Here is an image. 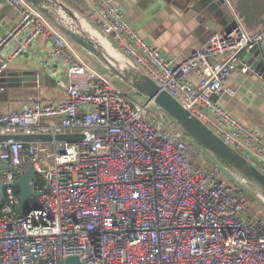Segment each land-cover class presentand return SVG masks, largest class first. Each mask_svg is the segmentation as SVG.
<instances>
[{
    "label": "built area",
    "instance_id": "1",
    "mask_svg": "<svg viewBox=\"0 0 264 264\" xmlns=\"http://www.w3.org/2000/svg\"><path fill=\"white\" fill-rule=\"evenodd\" d=\"M87 1L95 27L264 174V136L217 101L233 94L225 83L237 67L255 72L237 53L258 47L264 62V23L249 32L236 17L231 32L211 35L175 63L142 39L118 4ZM0 2L19 16L0 49L11 44L15 56L46 39L49 77L65 94L56 102L31 94L24 108L0 111V135L52 136L0 141V162L10 166L0 169V264H64L72 256L81 264H264V215L250 212L241 187L207 156L195 162L180 130L99 72L30 3ZM6 66L0 53V74ZM63 133L81 137L54 138ZM29 165L38 195L19 214L15 181Z\"/></svg>",
    "mask_w": 264,
    "mask_h": 264
},
{
    "label": "crops",
    "instance_id": "2",
    "mask_svg": "<svg viewBox=\"0 0 264 264\" xmlns=\"http://www.w3.org/2000/svg\"><path fill=\"white\" fill-rule=\"evenodd\" d=\"M112 1L124 11L128 23L146 43L157 47L164 58L175 63L184 60L211 35L219 34L215 32V25L223 23V19L218 16L219 7L213 0ZM242 1H245L250 14L256 13L253 0ZM231 2L236 5L241 0ZM261 2L258 14L263 11L261 18H264V0ZM77 3L84 9L85 15L88 1L77 0ZM18 21L17 13L0 2V38ZM250 25L254 26L252 30L244 25L249 32H255L262 26L258 21ZM11 41L15 43L13 39ZM11 49V44L0 49L7 60L6 69L0 74V111L24 108L29 105L26 96L31 94H38L42 102L64 99L65 94L55 87L48 74L49 42L46 39H36L19 55L12 56ZM239 61L249 65L255 72L243 73L237 67L225 83V87H230L233 94L222 92L217 101L246 127L264 136V62L261 52L254 48ZM190 77L196 81L193 76Z\"/></svg>",
    "mask_w": 264,
    "mask_h": 264
},
{
    "label": "water",
    "instance_id": "3",
    "mask_svg": "<svg viewBox=\"0 0 264 264\" xmlns=\"http://www.w3.org/2000/svg\"><path fill=\"white\" fill-rule=\"evenodd\" d=\"M42 13L67 39L72 41L101 73L111 77L114 84L123 88L138 102L147 103L154 109V114L167 119L180 130L195 146H197L225 175L251 198H254L264 209V174L253 164L241 156L237 151L225 143L196 115L185 108L176 98L162 89L158 83L130 57L125 55L117 45L85 15H82L64 3L62 0H26ZM219 7L218 13L223 23L215 25V32L227 34L234 29L236 17L252 30L250 23H264L261 18L263 11L261 0H253L256 13L250 14L246 10L245 1L234 5L231 0H213ZM257 19V21H256ZM249 20L251 22L249 23ZM254 49V48H252ZM249 51L236 54L239 58ZM81 135L57 134L54 138L68 140ZM49 134H5L0 135V141L7 140H50ZM0 169H10L7 163L0 162ZM36 176L31 165L27 166L22 175L15 181L19 189L17 213L27 212L26 203L29 197L37 196L34 190ZM3 188L0 180V197ZM64 264H81L75 256L65 259Z\"/></svg>",
    "mask_w": 264,
    "mask_h": 264
},
{
    "label": "rangeland",
    "instance_id": "4",
    "mask_svg": "<svg viewBox=\"0 0 264 264\" xmlns=\"http://www.w3.org/2000/svg\"><path fill=\"white\" fill-rule=\"evenodd\" d=\"M72 8V7H71ZM73 9V8H72ZM75 10V9H74ZM76 11V10H75ZM78 12V11H77ZM78 13H80V12H78ZM83 13L84 12H82V13H80V14H82L83 15ZM77 47V46H76ZM257 49H258V47H257ZM246 55V54H245ZM245 55L243 56V57H241V58H244L245 57ZM87 61H89V59L88 58H85ZM90 63V62H89ZM91 64V63H90ZM107 75V74H106ZM109 76V75H108ZM110 77V76H109ZM117 87H119L118 85H117ZM121 90H124L123 88H121V87H119ZM125 91V90H124ZM150 111H151V113H152V115L153 116H155V117H158L157 115H154V109L152 108V107H150ZM165 121L166 122H168L169 123V121L167 120V119H165ZM187 142L188 143H190L191 144V146H192V148H191V150L189 151V155L193 158V160L196 162V156L198 155V153H200L201 155H202V157H206V155L197 147V146H195L190 140H188L187 139ZM223 174L225 175V172L223 171ZM251 198V197H250ZM252 199V201H251V204L249 205V210H250V212L251 213H253L254 215H256L257 214V216L259 217H261V216H263L264 215V209H263V207L260 205V204H258V202L254 199V198H251Z\"/></svg>",
    "mask_w": 264,
    "mask_h": 264
},
{
    "label": "trees",
    "instance_id": "5",
    "mask_svg": "<svg viewBox=\"0 0 264 264\" xmlns=\"http://www.w3.org/2000/svg\"><path fill=\"white\" fill-rule=\"evenodd\" d=\"M64 3H66L68 6L72 7L73 9H75L76 11L82 13L84 12V9L79 6V4L77 3V0H62ZM26 169V168H25ZM16 194H19V189L16 187ZM249 200L252 201V199L250 198L249 195H247Z\"/></svg>",
    "mask_w": 264,
    "mask_h": 264
}]
</instances>
